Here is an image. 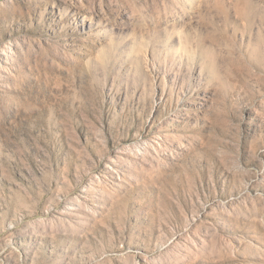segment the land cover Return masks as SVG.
I'll return each instance as SVG.
<instances>
[{
  "label": "rangeland",
  "instance_id": "obj_1",
  "mask_svg": "<svg viewBox=\"0 0 264 264\" xmlns=\"http://www.w3.org/2000/svg\"><path fill=\"white\" fill-rule=\"evenodd\" d=\"M0 264H264V0H0Z\"/></svg>",
  "mask_w": 264,
  "mask_h": 264
}]
</instances>
